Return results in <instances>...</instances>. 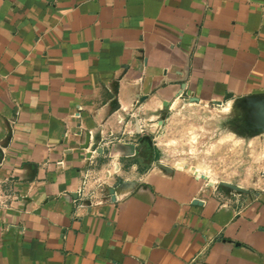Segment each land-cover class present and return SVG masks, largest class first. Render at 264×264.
I'll return each instance as SVG.
<instances>
[{"label":"crops","instance_id":"crops-1","mask_svg":"<svg viewBox=\"0 0 264 264\" xmlns=\"http://www.w3.org/2000/svg\"><path fill=\"white\" fill-rule=\"evenodd\" d=\"M193 105L259 130L264 0H0V264H264V192L157 157Z\"/></svg>","mask_w":264,"mask_h":264},{"label":"rangeland","instance_id":"rangeland-1","mask_svg":"<svg viewBox=\"0 0 264 264\" xmlns=\"http://www.w3.org/2000/svg\"><path fill=\"white\" fill-rule=\"evenodd\" d=\"M246 122L230 109L193 105L151 134L164 163L204 174L224 198L245 201L264 192V133Z\"/></svg>","mask_w":264,"mask_h":264},{"label":"water","instance_id":"water-1","mask_svg":"<svg viewBox=\"0 0 264 264\" xmlns=\"http://www.w3.org/2000/svg\"><path fill=\"white\" fill-rule=\"evenodd\" d=\"M249 121L257 124L258 125L257 128L259 130L264 131V113L262 115L258 116V117H254L253 119H251ZM144 138H146V139H148L150 141V137L148 135H146ZM87 144H88V141H87ZM158 166L166 168V169H169V167H167V166H165V165H163L161 163H159Z\"/></svg>","mask_w":264,"mask_h":264},{"label":"built area","instance_id":"built-area-1","mask_svg":"<svg viewBox=\"0 0 264 264\" xmlns=\"http://www.w3.org/2000/svg\"><path fill=\"white\" fill-rule=\"evenodd\" d=\"M84 185H85V183H84ZM82 192H83V190H82Z\"/></svg>","mask_w":264,"mask_h":264}]
</instances>
